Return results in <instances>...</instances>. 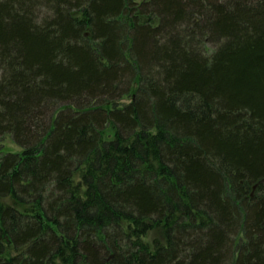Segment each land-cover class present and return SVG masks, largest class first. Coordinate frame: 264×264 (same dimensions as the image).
<instances>
[{
    "label": "trees",
    "instance_id": "obj_1",
    "mask_svg": "<svg viewBox=\"0 0 264 264\" xmlns=\"http://www.w3.org/2000/svg\"><path fill=\"white\" fill-rule=\"evenodd\" d=\"M5 136L0 264H264V0H0Z\"/></svg>",
    "mask_w": 264,
    "mask_h": 264
},
{
    "label": "rangeland",
    "instance_id": "obj_2",
    "mask_svg": "<svg viewBox=\"0 0 264 264\" xmlns=\"http://www.w3.org/2000/svg\"><path fill=\"white\" fill-rule=\"evenodd\" d=\"M138 1H141V0H138ZM130 97L128 96H125L123 97L119 102L122 103V104H125L129 101ZM106 134L111 137L112 136V132L111 130H108L106 132ZM19 149L16 145H14L12 143V141L10 140L9 136H5L3 138H0V154L2 153H5V152H18ZM264 186V184H263ZM153 235H155V233H152ZM151 233L149 235V237L153 236Z\"/></svg>",
    "mask_w": 264,
    "mask_h": 264
}]
</instances>
